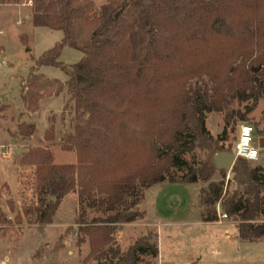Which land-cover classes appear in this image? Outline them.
<instances>
[{"label": "trees", "instance_id": "16d2710c", "mask_svg": "<svg viewBox=\"0 0 264 264\" xmlns=\"http://www.w3.org/2000/svg\"><path fill=\"white\" fill-rule=\"evenodd\" d=\"M44 2L36 1L32 26L61 32L62 39L36 60L21 98L27 113L38 112L39 100L58 96L63 86L35 72L53 67L64 73V108L78 113L80 125L60 148L74 152L76 164H53L47 146L22 155L21 164L36 168L37 206H23L15 221L35 216L43 230L62 199L75 193L82 209L75 219L76 244L89 247L82 264H150L159 255L150 235L123 253L115 233L143 219L138 206L152 186L210 180L211 165H203V176L184 158L208 136L203 111L222 112L227 98L257 103L264 96V0H106L98 10L93 0ZM64 47L83 57L66 67L59 61ZM203 78L212 84L209 103L190 88ZM236 116L244 120V114ZM34 132V125L21 123L10 138ZM53 133L51 122L44 141H52ZM224 135L217 140L225 141ZM247 163L236 159L230 171L238 185L232 195L224 180L201 191V220L217 222L220 205L227 218H237L238 238L256 243L264 240V223H256L264 216V168ZM220 174L224 179L226 173ZM83 208L102 217L86 221ZM0 222H7L2 214Z\"/></svg>", "mask_w": 264, "mask_h": 264}, {"label": "rangeland", "instance_id": "374dc122", "mask_svg": "<svg viewBox=\"0 0 264 264\" xmlns=\"http://www.w3.org/2000/svg\"><path fill=\"white\" fill-rule=\"evenodd\" d=\"M28 1L30 0H8L7 3L0 4V153L1 147H3L7 154L5 159H2L0 155V181L4 180L9 184V186L6 183L0 185V214L7 221L0 222V264H82L88 252L85 250L87 242L80 246L76 244L78 235L75 231V219L82 209L75 193H70L65 202L62 199L60 202L62 206L59 207V204L57 208L59 210L58 217L54 224L46 229L38 228L35 216L22 218L21 224L15 221L17 215H22L21 208L23 206H37L34 187L36 168L33 165L21 164L22 155L27 154L29 150L47 146L53 157V164H73L75 153L63 152L60 143L63 137L73 133L77 124L80 125L77 122L78 113H74L73 108L70 109L69 105L63 108V113L60 114L65 96L62 90L58 96L52 97L50 94H46L41 98L42 100L40 99V104L38 103L40 112L35 118V123L37 135L43 134L42 138L35 135L36 131L32 138H10V135L17 131H15V120L20 121L17 116L24 107L21 98V84L26 81L36 60L62 39L61 32L32 26V14L37 0H31V4H28ZM47 1L49 0H45L44 6ZM105 3L106 0H93L97 10ZM82 57L80 52L64 47L59 61L66 67H71L77 64ZM35 75H43L49 82L58 81L63 89L68 80L61 70L53 67H42L35 72ZM211 87L212 84L206 78L190 82V88L198 91L208 103ZM51 112L55 115L50 116ZM237 112L244 114V120L238 119ZM203 113L208 136L201 137L197 147L184 156L186 161L197 171L200 170L203 176L208 173L204 171L203 165L212 166L211 160L214 155L221 151L233 153L241 125L248 124L254 128L255 146L258 148V140L264 139V96L260 97L257 103L253 101L239 103L227 98L222 112L203 111ZM48 117L53 125L56 118L61 120L64 132L61 131L59 134L62 135V138L57 137L54 128L53 140L44 141L45 131L51 125L49 122L50 125L46 128ZM223 131H225V141L221 142L217 139ZM6 139L7 141L10 139L12 146L6 144ZM64 142L68 143L67 138ZM15 149H21V153H16ZM10 153L15 156V160L11 161L12 158L8 156ZM247 164L250 168H264V149H260L256 162ZM220 173L221 171L214 169L207 183L199 181L193 187L174 186L172 188L180 189L173 194L176 207L167 211L166 205L163 208L161 206L160 214L177 220L180 216V218L186 216V219L182 221L188 222L174 227L159 228L157 230L158 240L154 231L145 227L139 228L138 232H132L123 228V225L119 226L115 233V240L121 252L125 253L138 239L150 235L151 242L159 246L160 249V263L157 257L150 261V264H264V240L256 243L241 241L235 227L237 218L226 217L223 219L220 217L223 214L220 205H216L217 222H221L220 224L202 225L196 223L199 219L197 201L201 208V218L204 208L200 203L201 191L207 190L210 183L224 180V186L227 187L229 196L238 187L232 181L233 176L230 172H225L224 179ZM183 174L184 172H176L178 177ZM157 189L158 187L154 186L145 192L146 206H153L155 197L158 195ZM183 189H186L187 194L183 192ZM166 193H163L161 198ZM141 204L142 202L138 206L139 211H142ZM97 217H102V214L85 209L86 221ZM150 221L153 220L150 219ZM256 223H264V216L257 218ZM226 231L227 237L225 236ZM59 237L61 241H58ZM198 255L201 256L199 260L197 259ZM146 261L148 259L141 264H145ZM88 264L96 263L90 261Z\"/></svg>", "mask_w": 264, "mask_h": 264}, {"label": "crops", "instance_id": "0c3cea01", "mask_svg": "<svg viewBox=\"0 0 264 264\" xmlns=\"http://www.w3.org/2000/svg\"><path fill=\"white\" fill-rule=\"evenodd\" d=\"M23 84V83H22ZM66 86H64V89H63V91H64V94H65V96H64V98H63V103H62V110H61V113L60 114H62L63 113V108L65 107V105L67 104V101H68V99H69V96H68V94H67V89L65 88ZM42 100V99H41ZM41 100L39 101V104H40V102H41ZM4 106H6V105H4ZM39 112H40V110L38 111V112H36V113H34V114H31V113H27L26 111H25V107H23V110H22V112H20L19 114H18V116H17V119H19L20 121L18 122V121H16L15 120V131L17 130V126L19 125V124H21V123H26V124H28V125H34V127H35V131H36V133H35V135L36 136H38L37 135V127H36V123H35V118L39 115ZM65 113V112H64ZM60 114H58V115H60ZM52 115H55V114H53L52 112H51V114H50V116H52ZM57 115V116H58ZM49 116V117H50ZM61 116V115H60ZM59 116V117H60ZM49 117H48V119H47V126H46V128L50 125V123L49 122H51L50 120H49ZM46 128H45V130H46ZM54 128H55V130H56V132H57V137L58 138H62V135H60L59 133H61V131L62 132H64L62 129L64 128L63 127V125H62V123H61V120H57V118L55 119V122H54ZM44 130V131H45ZM14 131V132H15ZM42 136H43V134L41 135V136H38L39 138H42ZM9 138V137H8ZM32 138V137H31ZM8 142V143H7ZM12 142V141H11ZM6 144H8V146H12L11 144H10V139L7 141V139H6ZM260 150V149H259ZM15 152L16 153H21V149H15ZM259 154H260V151H259ZM8 156H10L11 158H12V160L11 161H13V160H15V156L12 154V153H10V154H8ZM75 164V156H74V163L73 164H67V165H74ZM1 171V170H0ZM4 183H6L8 186H9V184L6 182V181H4V180H1L0 181V185L1 184H4ZM156 187H158V189H157V196L155 197V201H154V204H153V206H146L145 205V192L147 191V190H149V189H147V190H145L144 191V193H143V200H142V204H141V207H142V212L144 213V216H143V219H141V220H138V221H135V222H133V223H130V224H124L123 225V228H126V230L128 231H135V232H138V230H139V228H141V227H145V228H147L148 230H153L154 231V233L157 235V237H156V239L158 240V229L160 228L161 229V227H164V226H167V227H174L175 225H178V224H186L187 222L186 221H182V220H184V219H186V216L184 217V218H178V220L177 219H175V218H171L170 216H162L161 214H160V210L165 206V209H167V211H170V209L171 208H174V207H176V200H173V194L174 193H176V192H178L180 189H176V188H174V189H172L174 186H181V187H186V186H195V184H169V183H163V184H158V185H155ZM152 187H154V186H152ZM151 187V188H152ZM10 188V187H9ZM194 190V189H193ZM165 192H167L166 193V195L165 196H163L162 198H161V195H163V193H165ZM183 192H185L186 194H187V191H186V189H183ZM194 193H195V191H193ZM69 196H70V194L69 195H67V196H65L64 198H63V202H65L66 201V199L67 198H69ZM197 198H198V196H197ZM199 199V198H198ZM197 205H198V207H199V219L197 220V222L196 223H198V224H202V225H208V224H220L221 222H214V223H203L202 222V220H201V218H200V211H201V208H200V205H199V203H198V201H197ZM62 206V204H60V206L59 207H61ZM162 206V208H160ZM60 209V208H59ZM168 213H170V212H168ZM58 214H59V210H57V212H56V216L54 217V219H53V222L50 224V225H48V226H46L45 227V229L47 228V227H49V226H52L53 224H54V222H55V219L58 217ZM162 217H164V218H162ZM150 219H152L153 221H150ZM228 233H227V231H226V233H225V236L227 235ZM130 236V235H129ZM227 237V236H226ZM86 246H85V250H86V252H89V247H88V243H86L85 244ZM158 251H159V254H160V249H159V246H158ZM201 258V256L200 255H198L197 256V259L199 260ZM158 259H159V263H160V258H159V255H158ZM169 264H175V263H169Z\"/></svg>", "mask_w": 264, "mask_h": 264}, {"label": "built area", "instance_id": "2783aa9c", "mask_svg": "<svg viewBox=\"0 0 264 264\" xmlns=\"http://www.w3.org/2000/svg\"><path fill=\"white\" fill-rule=\"evenodd\" d=\"M31 3H32L31 0L28 1V4H31ZM244 128L251 129V131L249 133L250 140H249L248 145L243 146V147H238L239 145L242 144L243 129ZM254 135H255V131L251 125L243 124L239 127L237 141H236V144L234 145V148H233V154H234L236 159H242L248 163H253V162H256L258 160L260 150L257 146H255ZM1 149H2V151H1L0 155H1L2 159H5L7 157L6 151L3 147H1ZM250 151L256 152V156L254 158H251L248 156V153ZM220 217H222L223 219L226 218V216L224 214H222Z\"/></svg>", "mask_w": 264, "mask_h": 264}, {"label": "water", "instance_id": "95a60500", "mask_svg": "<svg viewBox=\"0 0 264 264\" xmlns=\"http://www.w3.org/2000/svg\"><path fill=\"white\" fill-rule=\"evenodd\" d=\"M258 71L259 68L253 70L254 73H257ZM258 146L260 149H264V139L258 140ZM235 161L236 158L233 153L221 151L212 157L211 164L215 170L224 171L227 173L231 171Z\"/></svg>", "mask_w": 264, "mask_h": 264}, {"label": "clouds", "instance_id": "9594fccd", "mask_svg": "<svg viewBox=\"0 0 264 264\" xmlns=\"http://www.w3.org/2000/svg\"><path fill=\"white\" fill-rule=\"evenodd\" d=\"M251 129L249 128H244L243 129V139H242V144L239 145L238 147H243L248 145L250 137H249V133H250ZM248 156L251 158H254L256 156V152L255 151H250L248 153Z\"/></svg>", "mask_w": 264, "mask_h": 264}]
</instances>
